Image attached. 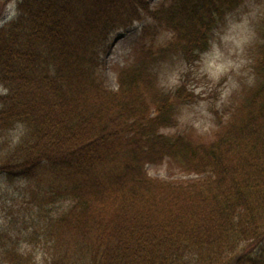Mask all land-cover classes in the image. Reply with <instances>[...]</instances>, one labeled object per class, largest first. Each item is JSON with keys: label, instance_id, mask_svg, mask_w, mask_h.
<instances>
[{"label": "trees", "instance_id": "obj_1", "mask_svg": "<svg viewBox=\"0 0 264 264\" xmlns=\"http://www.w3.org/2000/svg\"><path fill=\"white\" fill-rule=\"evenodd\" d=\"M15 3L0 24V182L20 186L0 264H264V0ZM252 11L250 60L200 132L185 118L203 99L196 65ZM134 22L113 89L101 57ZM158 164L207 175L167 181Z\"/></svg>", "mask_w": 264, "mask_h": 264}, {"label": "rangeland", "instance_id": "obj_2", "mask_svg": "<svg viewBox=\"0 0 264 264\" xmlns=\"http://www.w3.org/2000/svg\"><path fill=\"white\" fill-rule=\"evenodd\" d=\"M149 1L153 3L157 0ZM15 7V0H11L6 4L0 15V24L15 14ZM256 22L257 16L253 11L231 20L218 34L210 49L202 55L201 60L197 63L196 68L199 75L195 79L196 90L202 93L203 99L199 103L194 104L185 118L192 119L198 131L206 132L211 125L213 116L210 105L215 100L214 93L221 92L223 95L226 94L233 75L238 74L240 69L250 60L252 51L251 49H247V47L253 40V28ZM140 25V22H134L126 29L114 32L108 38L106 51L101 57V70L105 83L113 89L117 87V84L112 65L123 63L131 44L137 37ZM200 75L204 77L201 78ZM224 75L226 76L225 80L220 82V77ZM216 85V89H213V86ZM3 92V87L0 85V94ZM177 168L171 169L167 164L147 166V170L151 176L172 182L187 183L204 178L207 175L183 173L177 171ZM4 181L0 182V224H2L5 215L11 209L9 207L11 205L10 196H16L15 187L20 186L19 181H15L12 184ZM6 192L8 193L6 194Z\"/></svg>", "mask_w": 264, "mask_h": 264}, {"label": "clouds", "instance_id": "obj_3", "mask_svg": "<svg viewBox=\"0 0 264 264\" xmlns=\"http://www.w3.org/2000/svg\"><path fill=\"white\" fill-rule=\"evenodd\" d=\"M20 127H22V126H20ZM14 139H19V135H16V136L14 137Z\"/></svg>", "mask_w": 264, "mask_h": 264}]
</instances>
